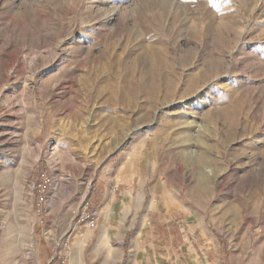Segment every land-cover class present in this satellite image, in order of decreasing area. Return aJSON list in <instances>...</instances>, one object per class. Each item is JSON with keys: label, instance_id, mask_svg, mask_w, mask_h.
Here are the masks:
<instances>
[{"label": "rangeland", "instance_id": "374dc122", "mask_svg": "<svg viewBox=\"0 0 264 264\" xmlns=\"http://www.w3.org/2000/svg\"><path fill=\"white\" fill-rule=\"evenodd\" d=\"M106 183L182 264H264V0H0V264H103Z\"/></svg>", "mask_w": 264, "mask_h": 264}, {"label": "crops", "instance_id": "0c3cea01", "mask_svg": "<svg viewBox=\"0 0 264 264\" xmlns=\"http://www.w3.org/2000/svg\"><path fill=\"white\" fill-rule=\"evenodd\" d=\"M129 181L124 183L129 185ZM101 188H97L101 190L102 195L100 223L93 229H85L74 223L70 226L72 231L69 237L72 236L78 246L91 242L92 247L96 248L95 255H90V260L104 261L103 264H122L124 261H126L125 264H182L183 252H192L195 246L193 238L195 228L185 229L179 226L165 229V231L153 228H130L128 227L130 215L123 214L125 212L122 213L123 217L120 214L117 215L120 211L119 205L116 213L119 218L113 219L116 208L112 207V204L115 199L122 204L125 203L122 199L131 196L132 189L126 188V192L122 193L123 196L121 193L116 196L115 192L110 190L108 183L104 184L103 189ZM168 220L178 223L172 218Z\"/></svg>", "mask_w": 264, "mask_h": 264}, {"label": "built area", "instance_id": "2783aa9c", "mask_svg": "<svg viewBox=\"0 0 264 264\" xmlns=\"http://www.w3.org/2000/svg\"><path fill=\"white\" fill-rule=\"evenodd\" d=\"M40 195L36 200V205L38 206L37 211L41 214V206L43 204V192L45 191L44 181L41 179L37 184ZM101 218V212L99 207H90L89 203L85 201L80 208L78 215L76 216L75 225L84 227L85 229H93L98 225V222ZM67 241V240H66Z\"/></svg>", "mask_w": 264, "mask_h": 264}, {"label": "trees", "instance_id": "16d2710c", "mask_svg": "<svg viewBox=\"0 0 264 264\" xmlns=\"http://www.w3.org/2000/svg\"><path fill=\"white\" fill-rule=\"evenodd\" d=\"M43 248L47 251L46 246H44Z\"/></svg>", "mask_w": 264, "mask_h": 264}]
</instances>
